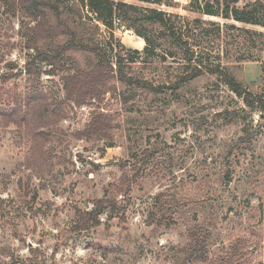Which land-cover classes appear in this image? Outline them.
<instances>
[{
  "label": "rangeland",
  "instance_id": "1",
  "mask_svg": "<svg viewBox=\"0 0 264 264\" xmlns=\"http://www.w3.org/2000/svg\"><path fill=\"white\" fill-rule=\"evenodd\" d=\"M175 1L179 6L167 10L197 16L184 9L189 0ZM0 19L7 34L0 39V88L22 97L39 89L63 109L45 143L44 171L26 165L22 132L13 125L0 129V264H224L231 253L238 258L232 264H264L259 111L215 76L198 80L191 98L140 113L121 111L109 95L75 106L63 101L59 75L35 78L22 71L19 18ZM113 33L126 47L142 50L144 41L132 30L115 26ZM251 50L259 61L242 63L235 74L254 98L264 94V53ZM96 106L120 114L112 147L103 139L73 136ZM133 165L140 174L129 193L114 196L112 186ZM111 198L116 208L108 218ZM100 199V224L74 231L76 211ZM196 229L210 236L205 261L181 251Z\"/></svg>",
  "mask_w": 264,
  "mask_h": 264
},
{
  "label": "trees",
  "instance_id": "2",
  "mask_svg": "<svg viewBox=\"0 0 264 264\" xmlns=\"http://www.w3.org/2000/svg\"><path fill=\"white\" fill-rule=\"evenodd\" d=\"M178 6L175 0H0V16L19 18L26 50L22 71L35 78L59 75L63 101L75 106L101 103L109 95L119 101L121 111L140 113L191 98L198 92V80L215 76L264 119V94L251 98L235 74L242 63L259 61L251 49L264 53V31L246 27L264 28V0H189L184 9L195 17L167 10ZM115 26L132 30L144 41L142 50L121 43L114 36ZM4 35L0 19V39ZM3 100L0 129L13 125L22 132L26 165L44 171L45 143L63 109L39 89L22 97L2 87ZM120 127L119 112L96 106L73 136L103 139L112 147ZM139 172L135 165L123 171L112 186L113 195H127ZM107 205L109 218L116 208L114 198ZM104 213L101 199L88 210H77L74 231L98 226ZM190 238L181 251L189 259L205 261L210 236L196 229ZM227 256L222 263L238 259L235 253Z\"/></svg>",
  "mask_w": 264,
  "mask_h": 264
}]
</instances>
